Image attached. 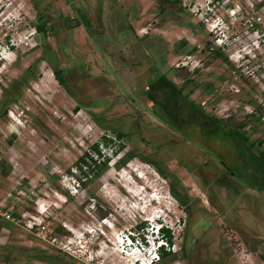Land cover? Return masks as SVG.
Wrapping results in <instances>:
<instances>
[{
    "label": "rangeland",
    "instance_id": "rangeland-1",
    "mask_svg": "<svg viewBox=\"0 0 264 264\" xmlns=\"http://www.w3.org/2000/svg\"><path fill=\"white\" fill-rule=\"evenodd\" d=\"M154 5L0 0V164L9 167L0 207L14 220L0 264H139L154 251L156 224L173 239L152 264H264V164L242 163L229 136L243 123L256 143L248 152L264 145V0L168 4L165 15L189 27L176 37L200 50L168 60L193 71H166L165 46L145 40ZM40 13L45 32L35 29ZM28 67L35 76L24 80ZM163 74L181 93L160 87ZM209 116L220 121L205 126ZM85 152L95 163L76 166ZM126 234L136 237L130 247Z\"/></svg>",
    "mask_w": 264,
    "mask_h": 264
},
{
    "label": "flooded vegetation",
    "instance_id": "flooded-vegetation-1",
    "mask_svg": "<svg viewBox=\"0 0 264 264\" xmlns=\"http://www.w3.org/2000/svg\"><path fill=\"white\" fill-rule=\"evenodd\" d=\"M153 3H155V5L153 6V12L154 15H156V18H150L149 21H147V25L145 26V30H144V35L145 36V40L147 42H151V44H153L156 40L160 41L162 43L163 46H165V52H166V56L164 59V63L166 64L165 70L166 71H180L183 69H191V71L196 70L195 66H190L188 65L187 61H178V62H172L169 61L168 58L170 57V55H172L173 57H178V58H189L191 55H193L196 52H200V50L196 49L197 44H191L188 45L189 43L188 41V37L184 36V38H177L176 36H178L177 33H175L178 29L180 28H186L184 25H182V22L179 20L180 18H168V15H165L166 12L168 10V4L175 2L176 0H152ZM152 4L150 3V5L147 7V9L151 6ZM167 17V18H166ZM178 17V15H177ZM136 21V19H135ZM170 22H174V25H170ZM131 29L132 30V37H135V34H137V29H136V23L134 22L133 24L131 23ZM175 27L176 30H174V34H169L168 36L165 35V32H169L171 29H169L170 27ZM173 31V29H172ZM176 34V35H175ZM141 36H143V34H141ZM140 36V37H141ZM151 50H153L152 47H150ZM163 63V64H164ZM165 76V78L167 80H169L170 82H172L175 86L176 84L170 80L165 74H163ZM193 83V80H185L182 84V86H185L186 83ZM233 129V128H231ZM231 129H229V136L234 137L231 134ZM236 129V128H235ZM237 131L239 129H236ZM239 132V131H238ZM241 135H243L241 132H239ZM237 139V138H236ZM238 144L237 147L238 149H242L243 151L241 152V162L242 163H246V158L249 156H251L252 158H256L259 156V152L258 154H254L251 151L248 152L247 149H251L253 147H250L248 144L246 143H242L240 140H238ZM195 143V142H194ZM198 144V143H196ZM262 145V144H261ZM260 145V146H261ZM264 146V145H263ZM200 151H204V148L199 144L198 146ZM263 148V147H262ZM261 148V149H262ZM247 150V151H246ZM217 155V154H216ZM219 156V155H218ZM220 158V157H219ZM238 157L236 156V159ZM222 160V158H220ZM225 165V164H224ZM264 172V171H263ZM261 173L259 176V180L262 184H263V191H264V173Z\"/></svg>",
    "mask_w": 264,
    "mask_h": 264
},
{
    "label": "trees",
    "instance_id": "trees-1",
    "mask_svg": "<svg viewBox=\"0 0 264 264\" xmlns=\"http://www.w3.org/2000/svg\"><path fill=\"white\" fill-rule=\"evenodd\" d=\"M38 19H39V21L36 23V25H35V29L37 30V31H39V32H45V18H44V15H43V13H40L39 14V16H38ZM44 20V21H43ZM65 21H71V18H65L64 19ZM79 24V22L76 24V25H78ZM45 51L43 50V53H42V55H41V59H43V60H45L46 61V59H45ZM51 69H52V73L54 74V77H55V79L57 80V82L60 84V85H62L63 87H66V84H65V80H64V78L61 76V71H60V69H58V68H56V67H51ZM35 76V74H34V72L32 71V68L31 67H28V68H26V70H25V73L23 74V79L24 80H26V79H28V78H31V77H34ZM158 84L160 85V87L161 88H164V87H166V88H169L170 90H172L173 92H175V93H177V94H179V93H181V89H176L177 88V86H175L172 82H170L169 80H167L166 78H165V76L164 75H162L161 77H159L158 78ZM67 90V89H66ZM192 91V89L189 91V92H191ZM186 95H188V94H186ZM77 106L78 107H81V104L80 103H78L77 102ZM197 112H196V110L195 109H193V111H192V117H191V115H189V118H190V120L191 119H194V117H195V114H196ZM196 118V117H195ZM207 119H208V123H207V125H205V126H210L211 127V122L212 123H217V121H220L218 118H216V117H211V116H209V117H207ZM241 127H243V123H240L238 126H235L233 129H231V134L234 136V137H236L238 140H240L242 143H246V144H248L250 147H252V146H254L256 143H255V141H252V142H249V140H248V138L245 136V135H241L236 129H239V128H241ZM236 128V129H235ZM125 136V134L124 133H122V132H118L117 134H116V137H117V139L118 140H121L123 137ZM105 145H108L109 143H112V140L110 139V138H108V137H105V136H103L102 137V140H101ZM98 143L99 142H96V143H94V144H92L91 146H90V149L94 152V154L98 157V156H101V151H100V149H99V147H98ZM258 144H259V146L262 144V140H260L259 142H257ZM119 146H121V145H119ZM88 157V154L85 152L84 154H82L80 157H78V159H77V161H76V166H78V167H82L83 165L85 166V167H89L90 165H92V164H94L95 163V159H92V158H89V163L86 161V159L85 158H87ZM142 156H140V158H141ZM142 159H145V158H142ZM256 159L257 160H259V161H261V163L262 164H264V146H263V148L262 149H260L259 150V156L258 157H256ZM83 163V164H82ZM156 171L162 176V177H164V178H169L168 177V174L165 172V171H162V170H160V169H156ZM170 187H171V194H172V196L176 199V200H178V202H179V204L181 205V206H183V208H184V211L186 212V207L183 205V200L180 198V196L178 195V193H177V191L175 190V188H174V182H173V180H172V182H170ZM160 239L163 241V242H165V244H172V239H173V236H172V234L170 233V230L168 229V228H162L161 229V234H160ZM171 252H169V251H166V250H164V245H161L160 247H159V249H158V254L160 255V257L161 258H163V257H165L166 255H169Z\"/></svg>",
    "mask_w": 264,
    "mask_h": 264
},
{
    "label": "crops",
    "instance_id": "crops-1",
    "mask_svg": "<svg viewBox=\"0 0 264 264\" xmlns=\"http://www.w3.org/2000/svg\"><path fill=\"white\" fill-rule=\"evenodd\" d=\"M11 138H12V136L9 137L10 140H11ZM8 173H9V167L6 166V165L4 166V165H1L0 164V179L1 178H4L5 176H7ZM2 213H3V211L2 212L0 211V239H3V238L5 239V237H6V229H5L6 227H5V223L7 221L4 219V216H3Z\"/></svg>",
    "mask_w": 264,
    "mask_h": 264
},
{
    "label": "built area",
    "instance_id": "built-area-1",
    "mask_svg": "<svg viewBox=\"0 0 264 264\" xmlns=\"http://www.w3.org/2000/svg\"><path fill=\"white\" fill-rule=\"evenodd\" d=\"M204 20H206V19H204ZM209 31H211V28H209ZM1 205L4 206L5 204H1ZM1 207H0V209H1ZM2 214H3L4 219L6 221L14 222L13 217L11 216V214L9 212L4 211ZM155 261H159V254H158V252L153 251V253H151V256L149 257L148 261L147 260H146V262L142 261V262H139V264H152Z\"/></svg>",
    "mask_w": 264,
    "mask_h": 264
},
{
    "label": "clouds",
    "instance_id": "clouds-1",
    "mask_svg": "<svg viewBox=\"0 0 264 264\" xmlns=\"http://www.w3.org/2000/svg\"><path fill=\"white\" fill-rule=\"evenodd\" d=\"M159 228H161V229L163 228V227L161 226V224H157V225H156V234H155V238H154V240H155V242L158 243V246H157L156 249L154 250L155 252H158V249H159V247L161 246L159 242H160V241L163 242L161 239H160V240L158 239V238H159L158 235L161 234V230H160V231L158 230Z\"/></svg>",
    "mask_w": 264,
    "mask_h": 264
}]
</instances>
